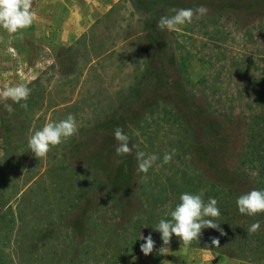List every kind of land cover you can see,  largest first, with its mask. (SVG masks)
I'll return each instance as SVG.
<instances>
[{
  "label": "rangeland",
  "instance_id": "374dc122",
  "mask_svg": "<svg viewBox=\"0 0 264 264\" xmlns=\"http://www.w3.org/2000/svg\"><path fill=\"white\" fill-rule=\"evenodd\" d=\"M201 5L207 14L179 32L157 28ZM33 10L23 39L0 29V90L31 89L27 110L0 101V264H264V213L236 204L264 190V0H33ZM69 114L77 134L38 160L29 136ZM116 127L132 154L116 155ZM138 151L160 157L146 174ZM185 192L217 199L224 235L206 228L187 247L173 235L161 255L153 228Z\"/></svg>",
  "mask_w": 264,
  "mask_h": 264
},
{
  "label": "clouds",
  "instance_id": "9594fccd",
  "mask_svg": "<svg viewBox=\"0 0 264 264\" xmlns=\"http://www.w3.org/2000/svg\"><path fill=\"white\" fill-rule=\"evenodd\" d=\"M174 15L162 16L157 22L159 30H168L179 32L181 26L192 23L193 19H200L207 14V7L201 5L197 8L172 9ZM37 14L33 10V0H0V29H3L12 38L23 39V31L30 28ZM2 39V37H0ZM31 94V89L26 84H17L6 86L0 90V101L5 102L4 108L7 112L14 111L11 100L27 110V100ZM23 102V103H22ZM78 132V125L75 117L69 114L65 119L59 122H48L41 129L36 130L28 138V148L40 160L47 156L52 148L64 143ZM114 138L118 142L115 149L118 157L132 154L133 148L129 146V136L125 134L123 128L114 129ZM176 150L171 153H165L162 161L157 168L171 162ZM137 160V172L147 173L160 157L157 154H148L144 151H138L135 154ZM122 161L117 160L119 164ZM83 177V176H82ZM82 180V179H81ZM180 202L174 210L166 213L170 219L161 218L155 228L160 233L162 246L159 254L168 253L173 235H175L185 247L190 246L193 241H199L202 230L206 228L215 229L224 235L220 228V223L216 220L220 216V209L216 198L209 197L207 202L199 194L189 192L182 193L179 197ZM240 214L255 216L264 213V190L253 189L247 193L241 194L236 200ZM260 229V223L255 222L248 228V234H255ZM145 242L140 245V251L145 255H150L155 248V241L151 234L147 237L141 236ZM212 244L219 247V240L213 238Z\"/></svg>",
  "mask_w": 264,
  "mask_h": 264
},
{
  "label": "trees",
  "instance_id": "16d2710c",
  "mask_svg": "<svg viewBox=\"0 0 264 264\" xmlns=\"http://www.w3.org/2000/svg\"><path fill=\"white\" fill-rule=\"evenodd\" d=\"M210 166H211V169H213V173H214V172H216V173L221 172V169L219 168V169H220V170H219L218 167L215 166V165H213L212 162H210ZM119 170H120V168H119ZM119 170H118V171H119ZM258 172H260V173H264V166H263L262 168H259V169H258Z\"/></svg>",
  "mask_w": 264,
  "mask_h": 264
}]
</instances>
